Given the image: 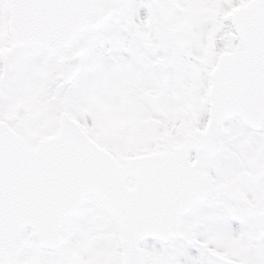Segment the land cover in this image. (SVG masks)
Masks as SVG:
<instances>
[{"label":"snow or ice","instance_id":"snow-or-ice-1","mask_svg":"<svg viewBox=\"0 0 264 264\" xmlns=\"http://www.w3.org/2000/svg\"><path fill=\"white\" fill-rule=\"evenodd\" d=\"M0 264H264V0H0Z\"/></svg>","mask_w":264,"mask_h":264}]
</instances>
